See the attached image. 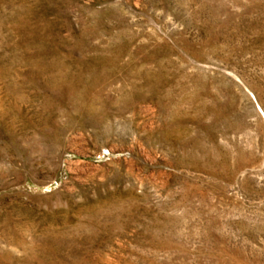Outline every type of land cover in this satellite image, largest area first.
<instances>
[{"label":"rangeland","instance_id":"374dc122","mask_svg":"<svg viewBox=\"0 0 264 264\" xmlns=\"http://www.w3.org/2000/svg\"><path fill=\"white\" fill-rule=\"evenodd\" d=\"M0 264H264V0H0Z\"/></svg>","mask_w":264,"mask_h":264}]
</instances>
